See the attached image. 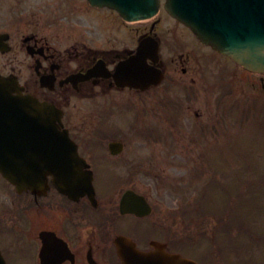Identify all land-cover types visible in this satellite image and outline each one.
<instances>
[{"label":"flooded vegetation","instance_id":"flooded-vegetation-1","mask_svg":"<svg viewBox=\"0 0 264 264\" xmlns=\"http://www.w3.org/2000/svg\"><path fill=\"white\" fill-rule=\"evenodd\" d=\"M141 45L147 66L163 75L145 91L126 82ZM0 76L54 107L56 130L74 143L40 144L41 162L49 164L40 190L18 193L0 176V251L7 264H120L119 237L141 251L159 241L195 264H264L259 244L233 249V224L221 228L217 216L161 219L141 185L157 181L159 151L182 157L191 166L187 177L201 181L207 137L222 134L220 125L231 119L222 111L206 114V98L217 100L219 110L233 102V113L264 102V74L204 45L163 8L153 20L127 23L88 0H0ZM46 148H74L92 173L95 197L57 188L54 182L77 180L71 152ZM127 191L146 198L149 218L121 213Z\"/></svg>","mask_w":264,"mask_h":264},{"label":"water","instance_id":"water-1","mask_svg":"<svg viewBox=\"0 0 264 264\" xmlns=\"http://www.w3.org/2000/svg\"><path fill=\"white\" fill-rule=\"evenodd\" d=\"M93 6L115 9L126 21L154 17L160 0H89ZM166 10L193 30L205 44L230 57L253 73L264 72V0H167ZM15 88L0 78V173L18 188L38 157L26 151L25 129L53 127L52 111L38 102L14 97ZM38 131H36L37 133ZM31 160V161H28ZM124 264H188L157 248L154 253L135 252L120 242ZM0 264H5L0 256Z\"/></svg>","mask_w":264,"mask_h":264},{"label":"rangeland","instance_id":"rangeland-1","mask_svg":"<svg viewBox=\"0 0 264 264\" xmlns=\"http://www.w3.org/2000/svg\"><path fill=\"white\" fill-rule=\"evenodd\" d=\"M211 99L212 96H211ZM210 98H206V107H205V112L206 114L209 113V111H219L218 105H217V100H211ZM226 107L220 109V111H231L232 110V106L229 105L228 103H225ZM254 106V104H248L247 107L245 108H241L238 111H249L252 114V117L255 114H258V111L252 110L251 108ZM213 109H211V108ZM260 117L258 118V120L262 123H264V112H260ZM233 121V122H232ZM252 122H251V126L248 125V122L244 123L243 122H236V120H231L230 122L228 121L225 124V128L229 129V131H227V135L225 138L222 139V141H212L211 143H214V145H219L228 143L227 141L229 139V137L231 138L232 134L234 135V144H240V143H245V144H250L253 143L256 147V145L258 146L259 151H257V154L253 156L252 151H247L244 152L243 157L247 160H262V153L260 155H258L261 152L260 148H263L264 150V134H262V132L259 131H250L252 128ZM258 127V126H256ZM262 131V130H260ZM231 133V134H230ZM213 140H216L215 137H213ZM230 142H232V140H230ZM229 147L228 146H219L216 150L220 151V159L219 162H222L224 164H226V166H228V164H231L233 162L232 157H230V151L227 150ZM182 153V151H180ZM164 153V154H163ZM172 152H158L159 154V158H158V166L156 167V174L158 175V179L157 181H153L151 183H146L143 182L142 185V192H147L152 194V199L155 202V209H157V214L161 219H165L167 218L169 215H171V213L173 214L174 211L179 210L180 208H182L183 206V200H184V194L183 192L180 193V195L175 194V191L177 190L178 187L181 188L182 186H185L184 183H181L180 181H178L181 178H186V170H185V162L183 161V159L179 156H174V154H171ZM175 153V152H173ZM177 153V152H176ZM206 158L207 160H209L210 162H212V159L214 158H218L216 152L214 151H206ZM255 165H261L260 162L259 163H255ZM238 169L240 167H237ZM187 169V166H186ZM252 169V168H251ZM246 170V172L244 173V177L246 178L248 183H254L256 184L258 181V175L254 174V172L252 170ZM235 170V169H234ZM233 170V171H234ZM245 170V169H242ZM262 171V169L260 170ZM258 171V173L260 172ZM225 174L228 175L229 173H222V177L225 178ZM185 176V177H184ZM234 177H241V175L239 173H236L233 175ZM226 177H230V176H226ZM221 178V179H223ZM228 183V182H226ZM225 183V184H226ZM156 186H158L159 191H156ZM245 190L247 192L251 191V189L248 186H245ZM206 195L208 196L209 190H207ZM229 193H233L235 195H237V193L234 190H230ZM153 202V203H154ZM263 206V205H261ZM264 207V206H263ZM243 217H246V215L244 214H240ZM158 222L159 219L157 218ZM165 223V221H163ZM161 222V224L164 226L165 224ZM148 226V225H147ZM257 228V232L261 233L262 235H264V226H260V227H256ZM164 231L163 233H159V236L162 235V238L164 239ZM264 237V236H263ZM242 242H244V239L242 240ZM262 248L264 249V243L262 244Z\"/></svg>","mask_w":264,"mask_h":264}]
</instances>
